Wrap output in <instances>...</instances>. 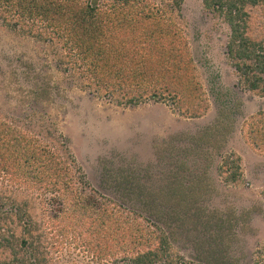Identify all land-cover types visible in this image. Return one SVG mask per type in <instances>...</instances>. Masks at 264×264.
<instances>
[{"label": "rangeland", "instance_id": "1", "mask_svg": "<svg viewBox=\"0 0 264 264\" xmlns=\"http://www.w3.org/2000/svg\"><path fill=\"white\" fill-rule=\"evenodd\" d=\"M104 1L99 6L108 11L116 0ZM177 1L176 6L174 0H140L136 5L144 2L173 10L205 98L199 116L190 117L184 107L167 100L145 99L132 105L108 99L103 92H89L82 87L77 66L70 62L61 31L54 24L47 26L46 17L24 16L0 0V123L11 124L20 134L36 135L50 150L70 154L89 187L85 192L92 208L100 211L109 205L116 215L137 217L144 232L152 231L151 248L159 244L163 231L168 234L166 256L155 264L165 259L194 264L197 246L209 237L230 251L235 264H252L259 252L264 257V142L254 145L249 127L264 119V83L252 90L243 84L235 68V62L243 60L228 53L231 30L221 13L208 9L203 0ZM244 9L248 13L244 36L264 52V7L247 4ZM221 118L223 132L205 134L208 142L199 143L204 136L200 134L213 130ZM231 153L240 157L241 176L234 183L224 180L227 172L219 173L223 158L232 159ZM133 178L148 190L197 189L195 199L189 196L179 209L173 206L182 215V225L179 219L169 218L171 206L161 208L160 218L149 214L141 195L137 199L133 193ZM5 179L0 173V229L8 227L15 236L12 246L24 264H124L136 255L115 243L113 251L101 257L102 237L88 229L85 219L68 230L66 238L57 235L51 219L58 224L66 206L56 192L25 189L18 193L16 198L27 201L24 208L31 216L30 231L25 232L21 223L14 225L17 221L11 213L3 211ZM193 210L212 223L236 222L232 228L207 231L201 217L189 216ZM22 238L24 246L19 245ZM10 252L4 251L0 264L11 261Z\"/></svg>", "mask_w": 264, "mask_h": 264}, {"label": "trees", "instance_id": "2", "mask_svg": "<svg viewBox=\"0 0 264 264\" xmlns=\"http://www.w3.org/2000/svg\"><path fill=\"white\" fill-rule=\"evenodd\" d=\"M1 1L9 2L10 5L7 4L6 8L13 6L24 16L46 17L47 26L55 25L56 30L61 31L60 37L70 53V62L73 61L77 66L83 81L82 87L89 92L100 95L103 92L108 99L132 105L145 99L154 102L167 100L174 106L184 107L190 117L199 116V110L205 109L203 90L193 72L194 58L181 28L172 16L171 8L169 11L160 10L144 2L142 5H136L140 0H116L114 3L106 0L104 2L110 3L108 11L99 6L100 0H60L55 8L53 6L57 0ZM118 1L121 4H118ZM203 2L208 9L212 8L221 13L230 27L228 53L233 59L243 60V63L235 62L243 84L250 90L258 88L264 83V76L261 75L264 73V52H261L262 47L257 49L256 43L244 36L247 27L244 17L248 15L244 7L247 4L264 7V0ZM178 3L174 0L172 5L176 6ZM70 67L72 68L71 65ZM223 119H218L209 133L202 132L200 136H204L199 138V143L200 140L208 142L209 137L206 138L205 134L219 136L224 128L221 126ZM258 120L260 122L250 125L249 132L252 133L250 139L253 144L261 146V140L264 142V119ZM64 154L66 155L48 149L36 135L20 134L11 124L0 123V173L6 176L8 183V186H2L6 201L1 205L6 207L3 211L11 213L17 221L13 222L14 225L21 223L25 232L30 231L28 227L31 225V216L24 208L27 201H19L16 198L19 192L25 189L56 192L59 200L66 206L60 211L58 224H54L51 219L52 229L57 230V235L66 238L68 230L80 226L81 219H85L90 223L88 229L91 227L93 232L102 237L101 257L110 252L115 243L124 252H136V255L124 264H155L163 258L162 256H166L169 244L168 234L164 231L158 236L159 244L151 248L152 231L144 232L145 227L137 217L121 213L116 215L113 213L116 211L109 205L100 211L93 209L91 197L85 192L89 187L86 186L82 173L78 171V167H74L75 161L71 155ZM229 155L233 156L232 159L230 156L223 158L219 173L227 172L224 180L234 183L241 176L240 157L232 153ZM181 188L177 191L162 187L158 190H148L133 178V193L137 199H140L141 195L143 206L149 210V214L160 218L161 208L165 205L171 206L172 210L168 208L167 212L169 218L179 219L182 225V215L173 206L177 205L176 208L179 209L181 201L189 196L195 199L197 189ZM29 202L31 200L28 199V205ZM182 211L185 215L186 211ZM190 213L191 217L193 214L197 218L201 217V225L207 231L232 228L236 222L220 219L212 223L209 217H202L197 210ZM1 230L0 256L7 250H10L12 255L11 261L4 264H24V260L19 257L20 252L12 246L11 240L15 236L9 233L8 227L4 231ZM20 241V246L26 244L25 238ZM146 246L148 249L141 251ZM197 248L199 251L196 249L197 254L191 260L194 264H235L230 251L219 246L214 237L207 238ZM260 254L262 253L255 255L252 264H264V257ZM180 262L192 264L184 260ZM159 264L173 263L165 259L159 261Z\"/></svg>", "mask_w": 264, "mask_h": 264}]
</instances>
